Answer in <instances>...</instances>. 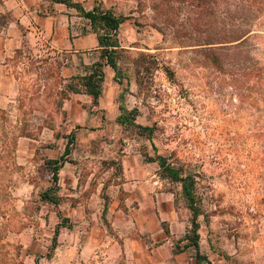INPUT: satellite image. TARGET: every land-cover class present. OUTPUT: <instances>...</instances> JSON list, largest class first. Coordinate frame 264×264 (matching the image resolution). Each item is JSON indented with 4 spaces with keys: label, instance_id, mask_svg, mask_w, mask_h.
Returning a JSON list of instances; mask_svg holds the SVG:
<instances>
[{
    "label": "rangeland",
    "instance_id": "1",
    "mask_svg": "<svg viewBox=\"0 0 264 264\" xmlns=\"http://www.w3.org/2000/svg\"><path fill=\"white\" fill-rule=\"evenodd\" d=\"M94 3L124 17L115 36L118 73L103 64L96 103L66 84L99 61V49L17 54L10 82H0V264H76L59 247L83 223H98L105 236L104 249L82 264H137L117 245L141 235L143 209L130 196L140 185L151 189L157 241L164 231L175 238L158 213L160 192L192 235L181 183L147 161L158 155L194 180L199 249L210 262L211 248L242 244L246 253L259 239L264 249V0ZM71 26L97 34L84 17ZM210 39L234 41L205 45ZM122 109L134 112L132 123L117 120ZM71 135L54 191L47 162L64 154ZM46 190L58 204L41 200ZM58 224L70 227L59 229L51 251ZM194 254L192 246L185 251Z\"/></svg>",
    "mask_w": 264,
    "mask_h": 264
},
{
    "label": "crops",
    "instance_id": "2",
    "mask_svg": "<svg viewBox=\"0 0 264 264\" xmlns=\"http://www.w3.org/2000/svg\"><path fill=\"white\" fill-rule=\"evenodd\" d=\"M71 1L80 3L85 10H91L95 4L94 0ZM77 15L83 18L76 8L56 0H0V82L4 80H7L6 83L10 82L11 59L17 54L28 53L32 58H38L48 56L55 51L83 55L91 49L98 50L96 35L92 36L89 32L84 34L72 32L71 25L78 18ZM10 88L8 86V90ZM135 161H137L136 158ZM127 162L124 160L125 171H127ZM138 165L141 164L134 167L138 169ZM159 195L161 199L158 201V213L163 222L169 223L168 230L170 235L172 233L175 236V238L171 236L174 242L167 235L168 231H164V237L160 241L151 234V189L140 185L131 190L130 196L139 203L137 212L143 209L140 219L136 222L141 223L139 230L141 235L124 237L123 243L119 241L117 245L119 254H124L127 260L132 258L137 264H156V262L159 264L160 261L162 264H175V262L176 264H196L194 256L185 255V251L190 248L185 243L187 240L184 239L188 232L186 222L181 221L173 211L168 194L156 193V196ZM85 224L83 223L81 230L70 233L67 242L59 247L69 251L76 264H82V261L96 256L98 248L104 249L105 234L102 226L98 223ZM176 243L181 244L179 251L174 249ZM260 244L259 239L251 241L247 245L250 248L246 250V253L242 244L231 249L211 248V264H264V249ZM158 253H161L159 259ZM200 253L204 254L201 251ZM204 255L208 259V256ZM128 264H132V260Z\"/></svg>",
    "mask_w": 264,
    "mask_h": 264
},
{
    "label": "trees",
    "instance_id": "3",
    "mask_svg": "<svg viewBox=\"0 0 264 264\" xmlns=\"http://www.w3.org/2000/svg\"><path fill=\"white\" fill-rule=\"evenodd\" d=\"M58 2L65 3L67 6H72L77 9V11L80 13L82 17L89 20L90 25L93 27L94 30L97 32V41L99 46V61H95L91 65L85 66V74L83 75H73L69 78V82L66 84L67 90H69L72 93H85L92 97V101L94 103L97 102L98 98L101 95V89H102V82H103V71L102 67L103 64H107L114 70V72L118 73V68L114 59L116 47L118 44L116 43V33L118 31V28L120 24L123 22L124 17L123 16H117L110 10H102L97 5L93 6L91 10H85L80 3L78 2H72L71 0H56ZM200 3H206V2H212L216 0H198ZM99 30H102L100 32ZM238 40V39H237ZM230 41H218V39H213L211 41H207L204 44L205 45H213V44H220V43H226L231 42ZM105 59V63H103L101 60ZM115 74V75H116ZM123 110V109H122ZM131 113L134 112H126L125 110L122 111V113L117 117V120L124 124L126 122L132 123V120H134V114L131 115ZM129 115V116H128ZM131 115V116H130ZM147 128V127H142ZM73 142V135L69 138L67 141L65 148H64V154L59 157L58 159H50L48 160L47 164L48 167L52 171V181L54 191L56 190V183L58 181V170L61 168V166L65 162V155H68L70 153V144ZM147 161H156L158 163L160 173L163 177L169 178L173 182H180L183 192L188 200V207L192 211V227L191 232L192 235H190V232H187L184 236L185 240H188L187 245L194 247L195 250V263L201 264L203 261L205 264H211L210 261H208L207 257L204 254H201L199 251V234L197 232L198 229V223L196 221V216L198 215V211L196 207L193 204V195L191 193L192 186L194 183V180L191 177H183L181 173V169L179 167L174 166L172 163L168 162L167 159L161 155H158L154 158L147 157ZM189 178H191L190 182H186ZM41 200L45 202H49L52 204H58L59 197L56 196L53 193H49L47 190L44 191L41 194ZM62 227L69 228V225L66 224H58L54 230V236H53V244L50 247V250H54L56 247V235H58L59 229ZM179 246L176 243V251H179ZM222 253V252H221ZM223 254V253H222Z\"/></svg>",
    "mask_w": 264,
    "mask_h": 264
}]
</instances>
